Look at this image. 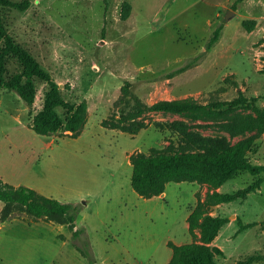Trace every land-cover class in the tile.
<instances>
[{
	"label": "rangeland",
	"instance_id": "rangeland-1",
	"mask_svg": "<svg viewBox=\"0 0 264 264\" xmlns=\"http://www.w3.org/2000/svg\"><path fill=\"white\" fill-rule=\"evenodd\" d=\"M6 1L28 3L22 11L0 6L6 32L57 84L63 101L86 106L87 120L77 138L38 135L30 124L47 85L35 82L31 115L17 94L0 90V182L71 205L80 233L72 238L66 226L13 215L0 221V264H168V242L216 248L219 264H264L261 174L237 173L215 190L228 194L260 182L245 199L209 208L228 223L206 242L208 229L201 225L191 237L186 219L197 199L214 191L171 182L164 195L144 199L130 186L129 163L133 153L178 149L179 137L167 126L181 123L218 149L243 144L248 161L264 165V130H256L264 108V0ZM227 11L234 16L225 22ZM17 69L8 60L6 76ZM123 98L130 102L120 104ZM239 98L247 106L225 121L149 112L134 136L101 126L133 110V99L143 106L182 99L207 106Z\"/></svg>",
	"mask_w": 264,
	"mask_h": 264
},
{
	"label": "trees",
	"instance_id": "trees-1",
	"mask_svg": "<svg viewBox=\"0 0 264 264\" xmlns=\"http://www.w3.org/2000/svg\"><path fill=\"white\" fill-rule=\"evenodd\" d=\"M0 6H10L22 11L27 8L28 3L0 0ZM220 31L221 27H218L212 32L205 47L206 51L217 42ZM198 59L199 56L190 59L186 65L173 71L169 76L183 72ZM8 60H13L18 69L6 76ZM36 81L45 83L48 90L41 111L32 118L30 127L33 132L42 136L77 138L87 120L86 106L83 103L71 104L62 100L57 84L27 51L15 43L6 32L0 17V90L4 89L17 94L31 115L30 109L36 94ZM123 101L127 105L130 99H120V104ZM133 101V110L127 112L121 110L119 115H110L108 119L101 121V126L134 136L145 128L141 122V116L145 113L172 114L188 117L194 121H225L230 114L247 106V101L242 98L228 102H215L207 106L200 105L192 99L163 101L152 106H143L136 99ZM57 109L62 110L61 115L57 113ZM219 125L228 131L233 128L229 123ZM167 130L178 135L179 148L167 146L164 149H150L148 154H131L129 156L132 167L130 186L138 196L150 199L163 194L166 185L171 182L204 184L208 191L214 192L206 193L203 201L197 199L186 221L191 237L201 225H204L209 231L205 241L211 242L228 220L211 216L209 208L228 204L237 199H245L247 194L258 188L260 182L256 181L242 190L228 194L215 192V190L241 172L252 176L261 174V180H264V165L251 164L245 157V147L241 143L218 149L211 140L203 139L188 131L187 127L181 123H172L167 126ZM256 130L258 133L264 130V108L258 112ZM0 203L4 205L0 214L1 222L13 215L23 214L32 219L66 226L72 232V238L80 235L79 231L75 230L76 213L71 205L42 196L32 189L22 186L13 187L0 182ZM167 246L171 249L168 264H219L216 258L223 257L218 249L195 243L176 246L168 242Z\"/></svg>",
	"mask_w": 264,
	"mask_h": 264
},
{
	"label": "water",
	"instance_id": "water-1",
	"mask_svg": "<svg viewBox=\"0 0 264 264\" xmlns=\"http://www.w3.org/2000/svg\"><path fill=\"white\" fill-rule=\"evenodd\" d=\"M233 16H234V13L232 11H227V13L224 17V21L225 22L229 21V19H231ZM160 196H162V194Z\"/></svg>",
	"mask_w": 264,
	"mask_h": 264
},
{
	"label": "crops",
	"instance_id": "crops-1",
	"mask_svg": "<svg viewBox=\"0 0 264 264\" xmlns=\"http://www.w3.org/2000/svg\"><path fill=\"white\" fill-rule=\"evenodd\" d=\"M162 195H164V193Z\"/></svg>",
	"mask_w": 264,
	"mask_h": 264
}]
</instances>
